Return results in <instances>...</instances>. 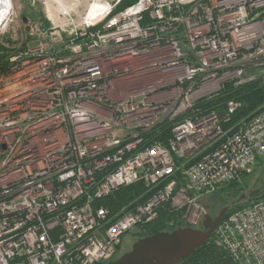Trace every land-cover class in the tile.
<instances>
[{
	"label": "built area",
	"instance_id": "2783aa9c",
	"mask_svg": "<svg viewBox=\"0 0 264 264\" xmlns=\"http://www.w3.org/2000/svg\"><path fill=\"white\" fill-rule=\"evenodd\" d=\"M80 1L51 0L44 27L0 0V264L106 263L165 202L196 223L198 195L264 159V107L229 126L239 102L201 106L264 69V0ZM135 183L154 191L100 203ZM212 238L232 264H264V199Z\"/></svg>",
	"mask_w": 264,
	"mask_h": 264
},
{
	"label": "trees",
	"instance_id": "16d2710c",
	"mask_svg": "<svg viewBox=\"0 0 264 264\" xmlns=\"http://www.w3.org/2000/svg\"><path fill=\"white\" fill-rule=\"evenodd\" d=\"M134 1L135 0H123L119 5V9H122ZM229 100L239 102L240 106L235 113L232 114L231 122L228 125H239L242 121L249 119L258 109L264 107V80L259 78L237 86L234 85L233 82H229L218 96L201 103V106L204 110L215 109L223 113ZM160 128V132H155L154 137L165 142L170 137L171 126L166 122L163 123ZM260 160L261 159H259L258 164L260 163ZM238 181L239 180H234L230 182L229 185L236 184ZM153 191L154 190H151L147 193L145 187L140 183H135L121 187L113 194L101 199L100 203L106 205L111 212H116L129 202L133 201L134 205L143 202L147 196H150L153 193ZM251 203L245 204L241 202L235 204L232 209L226 213L224 218L230 213L246 207ZM180 214L182 215V211L180 210L176 211L169 206H162L157 219L144 225L143 231H141L138 236L143 237L158 231H171L177 227H183L180 222L177 224L175 223L178 215L182 217ZM171 222L173 223L171 224ZM178 264H232V259L223 249L215 245L213 238L211 237L204 245L198 247L187 257L183 258Z\"/></svg>",
	"mask_w": 264,
	"mask_h": 264
},
{
	"label": "rangeland",
	"instance_id": "374dc122",
	"mask_svg": "<svg viewBox=\"0 0 264 264\" xmlns=\"http://www.w3.org/2000/svg\"><path fill=\"white\" fill-rule=\"evenodd\" d=\"M24 1H25V4L23 7L22 16L26 15L27 17H30L34 20H37V19L43 20L42 22H43L44 27H50V26H52V22L50 19H48L46 17V13H47L48 16H50L51 18L54 19L55 23H58L59 19H57V16H55V14H57V13H56L55 9L52 10L53 7L51 8V7L47 6V9L49 11L52 10L53 12H55L54 17L49 14L48 10L45 7H43L39 3L38 0H24ZM77 2H78V0H77ZM46 3H47V1L45 2V6H46ZM82 4L83 5L78 4L77 9H79V10H76L77 15H80V12H82V10H84V8H85L84 2ZM49 43H50V41H49ZM259 78H262L264 80V69H260L259 72L257 73L256 79H259ZM253 80H255V79H253ZM250 81H252V80H250ZM247 82H249V81H247ZM237 180H239V181L236 184H232V185H229V183L224 184L223 186H221L219 189H217L214 192L203 194V195H198L197 204L199 205L200 218L196 221V223H190V221H188L187 218L183 217L184 213H186L185 211H187V208L185 210L176 209V208L172 207L173 204H172L171 200L165 202V205L169 206L170 208H172L176 211L177 210L182 211V215L180 214L182 217H180L179 215L178 216L176 215L178 217L176 222H175L176 224L180 222V224H182L183 227L192 226L195 228H204L203 227V221H204L206 215L216 217L226 207L228 208L226 213H228L230 211V209H232V207L235 204H238L241 202L246 204V203H251L253 201L264 199V159L260 160V163L255 167V169L253 170L252 173L243 175L241 178H239ZM165 205H162V206H165ZM160 208H159V213H160ZM226 213H225V215H226ZM155 219H157V217H155L150 222L154 221ZM172 223L173 222H171V224ZM141 228H142L141 231H143V227H141ZM177 228H179V227H177ZM141 231H139V232L129 231L126 233V235L124 236L123 241L121 243V247L123 248V250H126V249L132 247L133 243L138 238H141L138 236V234ZM101 264H103V263H101Z\"/></svg>",
	"mask_w": 264,
	"mask_h": 264
},
{
	"label": "water",
	"instance_id": "95a60500",
	"mask_svg": "<svg viewBox=\"0 0 264 264\" xmlns=\"http://www.w3.org/2000/svg\"><path fill=\"white\" fill-rule=\"evenodd\" d=\"M227 209L216 217L206 215L204 228L179 227L138 238L129 251L103 264H178L212 237Z\"/></svg>",
	"mask_w": 264,
	"mask_h": 264
},
{
	"label": "bare ground",
	"instance_id": "6f19581e",
	"mask_svg": "<svg viewBox=\"0 0 264 264\" xmlns=\"http://www.w3.org/2000/svg\"><path fill=\"white\" fill-rule=\"evenodd\" d=\"M59 2H60V4L65 8V9H73V10H79V9H77V7H78V4L80 5H83L82 3L83 2H81L80 0H78V2H77V0H58ZM47 6L48 7H51L52 8V2H51V0H47ZM54 8H52V10H53ZM52 10H50L49 11V13H50V15L51 16H53L54 17V13L55 12H53ZM57 13V12H56ZM55 16H57V14H55ZM56 18V17H55ZM57 19H58V16H57ZM56 20V19H55Z\"/></svg>",
	"mask_w": 264,
	"mask_h": 264
},
{
	"label": "flooded vegetation",
	"instance_id": "af4514ba",
	"mask_svg": "<svg viewBox=\"0 0 264 264\" xmlns=\"http://www.w3.org/2000/svg\"><path fill=\"white\" fill-rule=\"evenodd\" d=\"M130 249H131V247L128 248V249H126V250H123V248H122L121 245H120V247L117 249V251H116V253H115V255H114V257H113L112 260H115V259L118 258L120 255H122L123 253L129 251Z\"/></svg>",
	"mask_w": 264,
	"mask_h": 264
}]
</instances>
